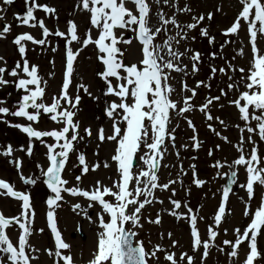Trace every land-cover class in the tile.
<instances>
[{
    "label": "snow or ice",
    "instance_id": "snow-or-ice-1",
    "mask_svg": "<svg viewBox=\"0 0 264 264\" xmlns=\"http://www.w3.org/2000/svg\"><path fill=\"white\" fill-rule=\"evenodd\" d=\"M13 2L14 0H2L4 5H11ZM129 2L134 5V9L126 6ZM155 3L159 5L161 0H155ZM169 3L170 0H163V4L168 5ZM25 4L28 5L29 0H25ZM239 4L241 7L234 22L223 31V35H237L243 21L247 25L252 56L247 68L227 65L232 72L238 71L241 74L239 81H233L232 76H228L230 83L227 84V89L229 92L233 89L238 92L237 98L231 100L230 104L238 109L239 119L244 122L243 127L237 125L241 133L236 146L239 155L229 167L241 166L245 169L246 181L241 183L240 187L246 191L247 202H245L243 214L245 217H250V222L242 232L239 228L234 229V242L224 240L223 244L230 246L231 250L227 252V255L229 258H234L238 257L239 247L246 241L248 251L243 264H254L262 257L257 241L258 236L264 234V196L261 197L254 211L249 204L254 198L255 186L264 188V156L260 154L257 140L253 138L256 136L259 141H264V51H261L257 46V37H264V0H239ZM36 8H41L45 13L55 14L56 12L54 8L38 5L35 0H32L26 13L22 17L15 16V19L29 25L30 21H36V17L33 15ZM77 8L90 14V27L81 37L77 34V25L73 21H69L67 34L70 35V40H67V44L77 42L82 47H87L89 44L94 45L97 50V60L102 65V71H99L97 75L104 82L105 95L115 96L118 99V102L113 100L111 103H107L104 110L105 115L112 121L111 134L106 136L103 128L98 129L97 132V138L100 141H113L116 144L111 160L116 164L117 179L113 180L110 186H105L97 180L90 189L78 186L67 187L69 181L62 176L70 153L75 151L74 142L83 139L79 134V122L74 121L81 97L76 95L73 98L68 91L74 71V61L79 54V49L74 52L71 47H67L66 70L63 75L61 91L52 97L50 104H46L43 99L45 88L41 86L42 80L38 75V66L30 65L27 59H23L22 64L17 62L10 71L6 67L0 66V87L11 84L18 91H23L14 110L10 111L8 107L2 106L4 101L0 100V114L24 118L29 122L23 125L20 123L9 125L27 135L29 139L27 154H32L31 141L33 138L40 140L41 143H44L41 140L42 137H50L55 141L45 144L46 157L49 162L46 169L37 165L44 177L43 183L53 194L47 197L46 204L48 206V226L55 237V250H46L47 254L56 258L53 264H61V262L62 264H74L72 256L61 251L69 250L71 246L62 239L54 221L55 208L59 207L58 202L64 199L63 193H67L73 197H82L87 201V207L83 209L84 216L90 223H96L99 229L96 250L89 264H149L150 259L159 260L158 252H165L164 259L168 264H182L185 261L186 264H194L193 255L182 253L177 259L174 252H166L160 245L148 250L143 241H134L133 238L138 235L135 229L142 227V210L146 205H151L154 202L163 203V201H157L154 190L157 188L168 190L170 184L176 183L172 180L164 184L159 183L158 168L167 151L166 139H170L173 142L172 146H175V137L172 135L175 129L169 130L171 112L177 111V114L180 115L192 110L193 105L189 101L196 95V91L189 89L186 83L182 85V91H190L192 95L185 97L184 106L181 107L171 98L175 89L169 81L173 79L172 72L188 75L187 65L181 66L182 58L188 53H191L189 58L192 61V73L199 70L198 65L202 53L191 48H185L181 52L178 46L181 41L195 40L196 37H189L188 33L197 29L206 18L211 21L213 13L209 12L207 16L204 14L194 15L192 23L182 25L175 15L166 18V14L157 10L158 23L153 25L151 23V7L147 0H77ZM3 10L0 8V11ZM219 10L217 8V11ZM177 11L191 12L192 9L185 4L183 8L177 7ZM0 19L3 17L0 16ZM36 24L42 29L43 39L37 40L28 33L17 35L14 39L21 58L26 55L23 41L44 45L50 35L59 37L66 35L59 30L54 33L50 32L43 20L36 21L29 26L35 27ZM168 25L174 26L175 35H168ZM10 28V25L5 24L0 31V37L8 33ZM92 28L98 31L96 38L91 35ZM125 31H131L133 38H126L123 34ZM199 35L206 38L210 45L215 41L206 27H199ZM161 36L165 38L157 42ZM133 39L138 41L141 46V58L134 63L125 64L124 52L126 49H122L120 45H131ZM173 45L177 47L174 48ZM52 50L56 51L55 48ZM237 54L243 56V48ZM215 56L216 53H212V57L215 58ZM3 60L4 58L0 57V61ZM4 63L6 64V61ZM210 69L213 75L217 71L227 74L224 67L217 69L212 65ZM5 74L16 79H5ZM43 83L46 84V82ZM201 85L211 87L210 84H204V81L197 83V87ZM241 85L242 91L240 90ZM79 87L85 92L88 91L83 84ZM88 94L91 95V93ZM227 94L224 89H220V95L208 98L199 110L205 113L208 120L214 119L209 114V106L213 101H219L221 96H227ZM45 114H50L51 121L56 122L60 127L51 130H37L33 127V124L39 123L40 117ZM253 121L255 122L254 126ZM3 122L9 123L7 120ZM188 124L189 127L194 128L192 121L189 120ZM209 128L212 126L209 125ZM212 130L215 131V129ZM84 131L88 136H91L89 128H85ZM245 132L248 133L246 139L243 135ZM193 139L195 140V137ZM224 139L227 142V138ZM245 144L251 145L247 152ZM195 147H199V142L195 144ZM216 147L219 148V145ZM57 149L59 150L57 151ZM13 151L12 146L8 145L2 154L11 156ZM209 155H212L211 151H209ZM77 159L83 166L81 175L75 177L77 182L82 181L83 174L90 170L95 171L100 167V165H93L90 169L84 154L78 155ZM15 166L19 170L21 162L16 160ZM103 166L109 167L107 163ZM191 167L194 171L195 166ZM214 167L221 168L223 165L217 161ZM236 176L237 172L232 171L228 181L229 185L235 183ZM21 179L26 185H35L37 182L36 179L30 177L21 176ZM193 183L199 187L204 184V181L194 179ZM230 190V187L227 186L223 189V200L214 215V223L217 226L225 214V202ZM0 195L22 202V211L18 216L6 218L0 213V254H2L0 255V264H32V261L38 257L31 253H36L39 249L29 244L35 216L30 194L14 190L13 185L0 179ZM173 195H175L174 190ZM169 199L173 205L170 214L176 219L186 217L190 223L192 251L196 252L199 248H203L201 256V264H203L209 255L210 248L214 246L213 241L218 235L217 231L209 227L208 239L202 240L196 227L197 216L192 214L193 210L184 204L183 207L187 208V212L178 213L176 209L181 208V202L171 197ZM94 207L99 209L95 220L88 213V209ZM79 208H81L79 203L73 205L74 210ZM148 222L160 224L159 214L155 220L150 219ZM13 225H18L20 230L16 243H13L6 233V229ZM168 235L170 238L172 234ZM177 243L178 241H172V247H175ZM219 251L224 252L225 250L220 248Z\"/></svg>",
    "mask_w": 264,
    "mask_h": 264
},
{
    "label": "rangeland",
    "instance_id": "rangeland-1",
    "mask_svg": "<svg viewBox=\"0 0 264 264\" xmlns=\"http://www.w3.org/2000/svg\"><path fill=\"white\" fill-rule=\"evenodd\" d=\"M31 2L32 0H29V4L26 5L25 0H14L11 5H4L0 0V8L4 9L0 11V16L3 17V19H0V31H2L5 24L11 26L10 31L0 37V57L4 58L3 61H0V66L6 67L10 71L17 62L22 64L23 59H27L30 65L38 66V75L42 80L41 86L45 88L43 99L46 104H50L52 97L58 95L61 91L63 75L66 70L67 47H71L74 52L79 49V54L74 61V71L68 91L73 98L76 95L81 97L74 121L79 122V134L83 139H78L79 147L78 149L75 147V151L70 154L62 176L69 181L67 187L78 186L90 189L97 180L105 186H110L113 180L117 179L116 164L111 160L116 144L113 141H100L97 138V132L98 129L103 128L106 136L111 134L112 121L105 115L104 110L107 103H111L113 100L118 102V99L115 96L105 95L104 82L97 75L99 71H102V65L97 60V50L94 45L89 44L87 47H82L77 42L67 44V40H70V35L67 34L68 22L73 21L77 25V34L83 37L85 31L90 27V14L77 8V0H35L38 5H47L56 10L55 14H50L45 13L41 8L34 9L33 15L36 17V21L43 20L45 26L52 33L59 30L66 35L65 37L50 35L44 45L23 41L22 43L26 47V55L21 58L18 46L14 43L17 35L28 33L37 40L44 38L42 29L38 24L35 27L29 26L36 23V21H30L29 25H25L21 20L15 19V16L22 17L26 13ZM147 2L151 7V23L153 25L158 23L157 10L166 14V18L175 15V18L182 25L192 23V16L194 15L204 14L207 16L209 12L213 13V19L209 21L206 18L197 29L188 33L189 37H196L195 40L181 41L178 46L181 52L185 48H191L202 53V57L198 65L199 70L192 73V61L189 58L191 53H188L182 58L181 63V66L187 65L188 75L172 72L173 79L169 81L175 89L171 98L181 107L184 106L183 100L185 97L192 95L190 91H182V85L186 83L189 89H195L196 91V95L189 101L193 105L192 110L180 115L177 114V111L171 112L169 130L175 129L172 133L175 137V146H172L173 142L170 139H166L167 151L160 161L158 170L159 183H168L170 180L176 181V183L170 184L168 190L159 188L154 190L157 201H163V203L154 202L151 205H146L145 209L142 210V227L135 229L138 235L133 239L134 241H143L145 248L148 250L160 245L166 252H174L177 259L182 253H188L194 256V264H201L203 248H199L196 252L192 251L191 225L186 217L176 219L170 214V210L173 208L169 199L171 197L181 202V208L176 209L178 213L187 212V208L183 207L184 204H187L193 210L192 214L197 216L196 227L202 240L208 239L209 227L218 233L213 241L214 246L210 248L209 255L203 261V264H243L248 251L247 242L242 243L238 250V257L234 258H229L227 255V252L231 250L230 246L223 244L224 240L234 242V229L239 228L242 232L250 222V217H245L243 214L245 202H247L246 191L240 187V184L246 181L245 169L241 166L229 167L239 155L236 146L241 133L237 125L243 127L244 122L239 119L238 109L230 104L231 100L237 98L238 92L235 89L229 92L227 89V84L230 83L228 76L231 75L233 81H239L241 74L238 71L232 72L227 65L232 64L236 68H247L252 56L251 45L247 25L243 21L237 35H223V31L234 22L241 5L239 0H170L168 5L163 4V0L159 5L155 3V0H147ZM185 4L192 11L178 12L177 7L183 8ZM126 6L134 9V5L130 2ZM217 8L220 10L217 11ZM200 26L209 29L210 35L215 38L213 44L210 45L206 38L199 35ZM167 27L168 35H175L174 26L168 25ZM123 34L126 38H133L131 31H125ZM91 35L96 38L98 35L97 29L92 28ZM164 38V36H161L157 42ZM257 46L261 51H264V37H257ZM120 47L126 49L124 52L125 64L134 63L141 58V46L135 39H133L131 45H120ZM173 47L177 46L173 45ZM53 48L56 51H53ZM241 48L244 50L243 56L237 54ZM212 53H216L215 58L212 57ZM4 61H6V64ZM212 65L217 69L224 67L227 74H221L217 71L213 75L210 69ZM4 78L8 80L16 79L7 74ZM199 81H204V84H210L211 87L208 88L204 85L197 87ZM43 82H46V84ZM113 82L115 83V81ZM81 84L87 87V92L79 87ZM220 89H224L228 94L227 96H221L219 101H213L209 106V114L214 119L208 120L205 113L201 112L199 108L206 103L208 98L220 95ZM240 90H243L242 85ZM88 93H91V95ZM21 95H23V91H18L11 84L0 87V100L4 101L2 106L8 107L10 111L14 110V106L18 103ZM93 97H96V99H93ZM49 115H42L39 123L33 124V127L37 130H51L60 127L56 122L51 121ZM4 120L9 123H4ZM189 120L192 121L194 128L189 127ZM220 121H223V123H220ZM15 123L23 125L29 122L24 118L0 114V179L13 185L14 190L30 194L35 216L29 244L39 249L38 252L31 253L38 257V259L32 261V264H53L56 258L50 257L46 251L55 250V237L48 226V206L46 204L47 197L53 194L43 183L44 178L37 165L46 169L49 162L46 157L45 144L54 143L55 141L50 137H42L41 140L44 143H41L40 140L33 138L31 141L32 154L28 155L26 149L29 139L19 129L9 126ZM252 123L254 126L255 122ZM209 125L212 128H209ZM85 128L91 130V136L87 135L84 131ZM212 129H215V131ZM216 133H219V135H216ZM243 135L246 139L248 133L245 132ZM193 137H195V140ZM225 137L227 142L224 139ZM253 138L257 140L260 154L264 156V141H259L256 136ZM197 142H199V147H195ZM8 145H11L14 151L11 156H4L2 153ZM217 145H219V148L216 147ZM250 148L251 145L245 144L246 152ZM209 151L212 152V155H209ZM80 154H84L90 169L93 165H100V167L95 171L90 170L88 173L83 174L82 181L77 182L75 177L81 175V168L83 167L77 159ZM16 160L21 162L19 170L15 166ZM217 161L223 167H214ZM105 163L109 167H104ZM192 165L195 166L194 171ZM230 170L236 171L237 176L225 202V214L222 216L219 226H217L214 223V215L223 200L224 183ZM21 176L36 179L37 182L35 185H26ZM194 179L202 180L204 184L197 187L193 183ZM173 190L175 195H173ZM63 196L64 199L58 202L60 206L55 208L54 221L62 239L71 247L69 250L61 251L70 254L74 264H89L96 250L98 226L96 223H90L85 218L83 209L87 207V201L84 198L73 197L67 193H63ZM262 196H264V188L256 185L254 198L249 202L253 211L258 206ZM21 203L14 198L0 195V213L6 218L18 216L22 211ZM76 203H79L81 208L74 210L73 205ZM98 210L95 207L88 209V213L93 220L96 219ZM157 214H159L161 220L160 224L149 223L148 220H155ZM78 227L84 234L83 239L77 232ZM41 229L43 231H40ZM19 231L18 225L6 229V233L13 243L17 242ZM169 233L172 234L170 238ZM172 241H178L175 247H172ZM257 243L262 257L254 264H264V234L258 236ZM220 248H224L225 251H219ZM28 251L30 252V249ZM157 255L159 260L150 259L149 264H168L164 259L165 252H158ZM182 264H186V261Z\"/></svg>",
    "mask_w": 264,
    "mask_h": 264
},
{
    "label": "water",
    "instance_id": "water-1",
    "mask_svg": "<svg viewBox=\"0 0 264 264\" xmlns=\"http://www.w3.org/2000/svg\"><path fill=\"white\" fill-rule=\"evenodd\" d=\"M231 172H232V171H231ZM231 172L228 174L227 179H226V182H225V187H226V186H227V187H230V189H231V187H232V185H233V184H231V185L228 184V181H229V179H230V177H231ZM80 235L83 237V234L80 233Z\"/></svg>",
    "mask_w": 264,
    "mask_h": 264
},
{
    "label": "flooded vegetation",
    "instance_id": "flooded-vegetation-1",
    "mask_svg": "<svg viewBox=\"0 0 264 264\" xmlns=\"http://www.w3.org/2000/svg\"><path fill=\"white\" fill-rule=\"evenodd\" d=\"M74 146L78 149V147H79V140L78 141H76V142H74ZM71 154V153H70ZM70 157V156H69Z\"/></svg>",
    "mask_w": 264,
    "mask_h": 264
}]
</instances>
